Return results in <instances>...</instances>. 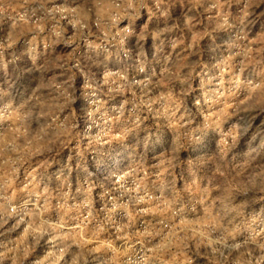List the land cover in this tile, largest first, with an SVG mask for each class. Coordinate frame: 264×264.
Here are the masks:
<instances>
[{
    "label": "clouds",
    "instance_id": "obj_1",
    "mask_svg": "<svg viewBox=\"0 0 264 264\" xmlns=\"http://www.w3.org/2000/svg\"><path fill=\"white\" fill-rule=\"evenodd\" d=\"M0 264H264V0H0Z\"/></svg>",
    "mask_w": 264,
    "mask_h": 264
}]
</instances>
